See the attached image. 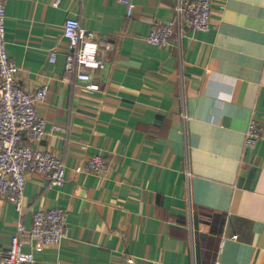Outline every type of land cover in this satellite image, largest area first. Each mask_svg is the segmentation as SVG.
<instances>
[{
	"label": "crops",
	"instance_id": "0c3cea01",
	"mask_svg": "<svg viewBox=\"0 0 264 264\" xmlns=\"http://www.w3.org/2000/svg\"><path fill=\"white\" fill-rule=\"evenodd\" d=\"M133 2L128 16L118 0H6L16 82L49 84L36 102L48 133L23 142L61 157L66 176L27 173L21 216L0 197V256L18 218L61 207L59 244L21 236L34 264H264V137L245 145L251 119L264 132V0H211L207 31L178 23L177 0ZM67 17L96 33L98 89L65 68ZM170 19L168 45L145 40ZM95 153L104 172L78 170Z\"/></svg>",
	"mask_w": 264,
	"mask_h": 264
},
{
	"label": "built area",
	"instance_id": "2783aa9c",
	"mask_svg": "<svg viewBox=\"0 0 264 264\" xmlns=\"http://www.w3.org/2000/svg\"><path fill=\"white\" fill-rule=\"evenodd\" d=\"M118 1L126 5L127 15H131L135 6L133 0ZM60 2L53 0L55 5ZM5 4L6 0H0V197L13 201L21 216L27 173L37 172L51 184L62 185L66 164L49 150L34 148L23 142L24 135L32 141H40L48 133L46 121L38 115L36 102L45 98L49 84L44 83L29 92L16 82L19 67L7 49ZM175 10L179 24L185 23L200 31L210 29L211 0H177ZM175 27V20H167L152 27L145 40L150 44L166 46L176 33ZM63 36L68 42L65 68L71 70L77 65V79L87 82L89 89H98V84L90 81L92 71L104 65L96 33L82 26L79 19L67 17L63 24ZM56 59L57 51L50 50L49 60L54 62ZM55 128L57 126L53 124L51 129ZM263 137V127L255 118L251 119L245 132V145L254 146ZM106 166L102 154L95 153L78 170L99 174ZM67 218L68 212L61 207H44L35 211L29 227L18 218L9 246L0 256V264H34V253L23 248L22 234L27 232L39 249L57 245L68 235Z\"/></svg>",
	"mask_w": 264,
	"mask_h": 264
}]
</instances>
